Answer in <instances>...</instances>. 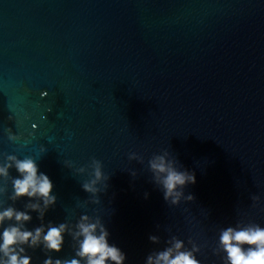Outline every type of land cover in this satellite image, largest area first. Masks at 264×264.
I'll return each mask as SVG.
<instances>
[{"label":"water","instance_id":"1","mask_svg":"<svg viewBox=\"0 0 264 264\" xmlns=\"http://www.w3.org/2000/svg\"><path fill=\"white\" fill-rule=\"evenodd\" d=\"M164 151L195 173L194 201L172 206L152 182L148 160ZM0 153L33 157L51 179L45 224L99 215L125 264H145L172 235L201 245V264H222L221 229L264 227V0H0ZM92 158L109 188L80 207L89 177L75 169ZM27 254L44 264L75 249L65 235L62 251Z\"/></svg>","mask_w":264,"mask_h":264},{"label":"clouds","instance_id":"2","mask_svg":"<svg viewBox=\"0 0 264 264\" xmlns=\"http://www.w3.org/2000/svg\"><path fill=\"white\" fill-rule=\"evenodd\" d=\"M7 132L10 142L17 143L22 139L13 134L11 128ZM28 142L24 140L25 144ZM46 151V148H41L42 154ZM128 159L144 163L143 157L137 153H130ZM36 161L31 156L21 159L15 154L0 153V264H31L32 257L27 254V249L42 247L46 253H58L63 249L65 235L73 241L74 258L53 261L49 257L44 264H125L126 254L109 243L110 233L99 215L82 214L74 225L69 222L44 223L45 214L57 203V197L52 194L54 185L51 179L39 172ZM64 166L72 168L74 165L71 161H65ZM12 169L16 170L17 176L11 175ZM148 169L152 174V182L163 192V198L168 204L176 206L182 200H195L194 195H186L184 191L186 186L196 183L195 173L182 170L179 161L169 151L153 155L148 160ZM75 171L89 177L81 184L89 198L78 206L99 205L100 194L107 192L110 180V176L103 171L102 162L92 158L89 164ZM129 172L133 178L138 175L136 170L130 169ZM147 196L148 193H145V198ZM25 197L27 202L23 210L17 209L15 203ZM251 199L253 207L260 201L256 195ZM7 201L12 203L5 206ZM32 212L38 214L37 219L41 223L29 230L26 225L32 221ZM149 240L153 244L161 242L157 235H150ZM165 244L162 250L150 252L145 264H201L197 253L201 252L202 246L194 240H188L191 245L189 248L183 240L172 235ZM212 251L214 255L221 256L222 264H264V227L252 221H239L234 227L223 228Z\"/></svg>","mask_w":264,"mask_h":264}]
</instances>
